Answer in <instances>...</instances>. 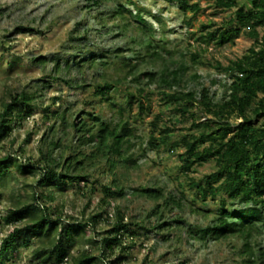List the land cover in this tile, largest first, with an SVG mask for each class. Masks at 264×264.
I'll list each match as a JSON object with an SVG mask.
<instances>
[{
	"label": "rangeland",
	"instance_id": "obj_1",
	"mask_svg": "<svg viewBox=\"0 0 264 264\" xmlns=\"http://www.w3.org/2000/svg\"><path fill=\"white\" fill-rule=\"evenodd\" d=\"M97 1L0 0V112L19 93L33 97L31 114L13 119L12 129L0 139V158L14 159L7 172L0 174V214L32 203L37 196L39 203L50 208L52 219L60 217L65 225L88 223L84 234L69 243V257L84 250L102 256L106 251L102 239L119 211L128 229L122 235L123 244L113 249L123 257L115 264H246L249 254L242 250L241 237L196 234L215 223L221 196L203 199L191 184L192 180L205 183L216 165L210 159L185 171L181 139L206 130L202 122L213 116L199 103L191 105L192 114L182 116L178 104L162 92L195 91L199 99L205 88L212 103H221L229 93L231 74L217 63L225 67L241 58L254 39L241 33L220 46L202 42L201 35L227 26L234 14V9L224 10L208 0H198L201 9L196 14L184 13L166 0ZM138 15L145 20L139 32L134 28ZM257 29L262 37L264 25ZM149 34L159 47L147 52L144 41ZM155 49L161 57L153 64L147 63V56L146 61L138 58ZM192 55L197 58L193 60ZM80 58L88 60L77 66ZM179 65L185 70L178 85L155 80L147 84L145 72L172 71ZM105 81L114 88L106 97L95 95V86ZM127 93L134 94L131 106L126 104ZM90 113L107 121L128 122L132 134L126 141L131 146L122 148L131 156L126 163L118 162L111 170L108 158L118 159L114 154L92 156L94 145L79 140L74 123L90 125ZM230 121L237 123L241 118ZM263 122V117L254 120L256 125ZM105 151L102 147L101 153ZM69 158L73 161L66 173L83 179L69 182L62 177L60 186L37 185L47 160L64 174ZM20 165L40 168L23 173ZM114 178L117 184H112ZM104 186L114 190L122 186L125 193L105 197ZM139 189L159 191L161 196L151 199ZM226 205L236 211L252 203L227 201ZM98 212L106 216L93 222L91 217ZM15 225L22 223H1L0 241ZM38 245L37 235L16 239L5 264H55L53 258L37 257ZM250 245L255 256L263 252L258 264L260 259L264 263V229ZM102 264L109 261L103 258Z\"/></svg>",
	"mask_w": 264,
	"mask_h": 264
},
{
	"label": "trees",
	"instance_id": "obj_2",
	"mask_svg": "<svg viewBox=\"0 0 264 264\" xmlns=\"http://www.w3.org/2000/svg\"><path fill=\"white\" fill-rule=\"evenodd\" d=\"M102 0H98L100 2ZM170 3H176L182 12H191L196 14L201 6L198 0H166ZM217 7L224 10L234 9L233 17L230 18L227 26L217 28L201 35L200 40L205 43L214 41L216 45H223L232 41L241 33H245L254 39L253 45L248 52L241 58L235 59L227 66L217 63L220 70H224L231 75V81L228 87V94L221 103H212L207 98L205 88L201 89V96L196 97L195 91H179L167 93L162 92L164 98L178 104V109L182 116L190 113L191 105L199 103L204 107L206 113L211 114L213 118L202 122L206 130L198 135L182 136V143L185 152L182 155L183 169L189 171L195 164H202L213 159L216 170L206 175L205 183L195 182L191 184L197 189L200 196L205 199L208 196H221V207L218 209V217L215 223L209 227L199 229L196 234L204 238L212 234L214 238H226L228 236H239L243 239V249L249 254L246 264H258V258L255 256L250 245V240L254 235L264 229V122L262 125H256V118H264V35L260 37L258 26L264 25V0H208ZM119 7L124 9L122 5ZM134 28L136 31H142L141 26L145 27V20L141 16L136 17ZM143 23V25H141ZM21 30L26 28L21 27ZM145 38L144 45L148 52L151 48H158L152 39V34ZM148 55L139 56L146 61L145 56L149 57L147 63L153 64L161 55L158 49H155ZM197 55H192L196 59ZM87 58H80L77 66H81ZM91 62V61H90ZM131 69H135L132 66ZM185 67L177 66L169 71L167 68L158 71H147L144 73L148 81L153 80L167 84L169 86L178 85L182 79ZM114 88V84L105 81L95 86L94 94L106 97ZM143 92L141 88L139 90ZM134 94H125L127 106H131ZM33 97L26 93H19L4 104L3 111L0 112V139L5 137L12 129V120L23 118L31 114V100ZM19 103L22 107H19ZM25 107L28 110H23ZM140 107L143 105L140 103ZM121 108L118 109L121 112ZM92 123L88 125L85 121L74 123L78 133L79 140L84 144L94 145L92 156H106L114 154L118 159L108 158L110 169L119 163H126L131 156L126 155L122 148L131 144L126 141V137L132 134V129L127 121L112 122L102 119L100 116L89 114ZM241 118L240 122L232 123L230 119ZM155 138H150V144H155ZM162 142H167V137L162 138ZM102 147L106 148L105 153H101ZM72 159L66 162L64 174L59 173L47 160L41 167L40 177L37 185L41 187L60 186L62 181L59 178H65L66 181L74 182L84 178L79 174L70 175ZM14 162L10 156L0 158V174L7 172L9 166ZM40 167L34 165H20L19 170L23 173H35ZM118 180L114 178L112 184H117ZM142 194L151 198L158 199L161 194L152 189H139ZM105 197L123 196L124 187L120 186L117 190L104 186ZM224 195V196H223ZM50 200L52 196H48ZM237 202L242 204L252 203V205L232 211L227 208L226 202ZM106 216L103 212H98L91 217L93 222ZM117 219L112 228L103 237L102 244L106 248L102 256H95L89 250H84L74 257H69L70 242L77 236L84 234L88 223H70L62 224L61 218L52 219L50 208L39 203L37 196H34L33 202L23 204L10 209L5 215L0 214L1 223L15 225L11 232L0 241V264H5L6 254L14 248L16 239L26 235H37L39 245L34 250L38 258L48 260L53 258L55 264H102L103 258L109 261V264L120 262L123 258L113 250L123 244V233L127 231L128 224L124 223V216L119 211L116 214ZM77 240V239H76ZM29 245V241L25 242ZM114 259H113V257ZM259 264H264L263 260Z\"/></svg>",
	"mask_w": 264,
	"mask_h": 264
}]
</instances>
